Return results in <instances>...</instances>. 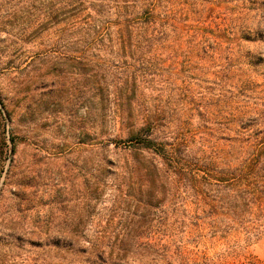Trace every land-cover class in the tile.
<instances>
[{
  "label": "trees",
  "instance_id": "16d2710c",
  "mask_svg": "<svg viewBox=\"0 0 264 264\" xmlns=\"http://www.w3.org/2000/svg\"><path fill=\"white\" fill-rule=\"evenodd\" d=\"M9 16L25 45L39 46V37H55L57 44L70 40L76 52L85 46L106 50L103 43L110 44L124 77L117 91H99V103L102 116L110 117L130 143L131 161L121 173L131 185L128 197L159 209L167 199L175 206L177 196L184 195L186 204L203 210L172 226L223 223L264 232V0H22ZM169 43L170 57L148 55ZM121 52L132 55L122 59ZM152 61L163 69L168 64L172 71L198 73L202 92L189 96L188 84L184 96L190 100L180 99V114L171 111L177 117L149 104L148 81L142 80L143 87L137 82V67ZM105 164L120 168L113 160ZM103 171L111 173L107 167ZM145 218L132 217L133 229L126 232L73 231L54 238L72 246L88 240L84 252L102 264H133L134 251L150 253L162 245L163 236L139 230Z\"/></svg>",
  "mask_w": 264,
  "mask_h": 264
},
{
  "label": "rangeland",
  "instance_id": "374dc122",
  "mask_svg": "<svg viewBox=\"0 0 264 264\" xmlns=\"http://www.w3.org/2000/svg\"><path fill=\"white\" fill-rule=\"evenodd\" d=\"M21 7L22 0H0V190L6 182L0 196V264H102L84 252L88 240L72 246L54 235L126 232L133 229L129 220L143 215L147 218L139 230L156 232L163 241L150 253L134 251L133 264H264V232L223 223L172 226L203 210L186 204L184 195L177 196L175 206L167 199L159 209L128 197L131 185L121 173L131 161L130 143L110 117L102 116L99 103L100 90L115 92L121 86L120 60L108 43H103L106 50L85 46L78 52L72 41L57 44L55 37H39V46L25 45L18 29L9 25V13ZM172 47L156 45L148 55L168 58ZM119 54L122 59L132 55ZM136 70L139 85L148 81L152 90L145 97L148 103L164 106L174 117L171 111L182 112L180 99L190 100L184 96L188 84L193 98L203 89L197 71L188 75L153 61ZM114 139L122 142L117 145ZM106 159L120 168L106 166ZM106 167L111 173L103 171ZM163 253L166 259L152 262Z\"/></svg>",
  "mask_w": 264,
  "mask_h": 264
},
{
  "label": "water",
  "instance_id": "95a60500",
  "mask_svg": "<svg viewBox=\"0 0 264 264\" xmlns=\"http://www.w3.org/2000/svg\"><path fill=\"white\" fill-rule=\"evenodd\" d=\"M11 156H13V151H11Z\"/></svg>",
  "mask_w": 264,
  "mask_h": 264
}]
</instances>
